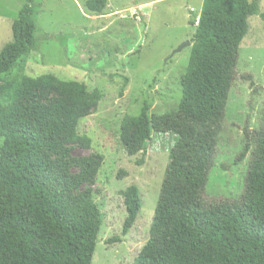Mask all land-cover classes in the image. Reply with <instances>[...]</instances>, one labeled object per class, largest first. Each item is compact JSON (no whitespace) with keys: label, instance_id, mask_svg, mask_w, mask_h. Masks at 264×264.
<instances>
[{"label":"trees","instance_id":"trees-1","mask_svg":"<svg viewBox=\"0 0 264 264\" xmlns=\"http://www.w3.org/2000/svg\"><path fill=\"white\" fill-rule=\"evenodd\" d=\"M33 1L24 0L11 25L12 41L0 51V264H92L102 219L90 192L79 189L95 176L97 162L73 159L71 152L75 145L89 148L77 125L102 96L52 74L2 79L38 50ZM105 6V0L86 3L98 15ZM257 14L259 0H203L177 109L149 116L144 103L137 116L122 120L120 142L129 155L145 153L152 134L177 135L150 237L132 264H264V124L244 131L238 161L253 150L240 198L203 199L239 46ZM123 198L125 236L141 200L134 185Z\"/></svg>","mask_w":264,"mask_h":264},{"label":"rangeland","instance_id":"rangeland-1","mask_svg":"<svg viewBox=\"0 0 264 264\" xmlns=\"http://www.w3.org/2000/svg\"><path fill=\"white\" fill-rule=\"evenodd\" d=\"M88 1L34 0L38 50L2 79L52 74L83 83L88 91L99 90L97 107L77 125V134L89 138L90 146L75 145L71 157H93L97 162L95 176L79 189L90 192L102 219L92 264H132L150 237L168 154L177 135L152 134L145 153L129 155L120 142V125L124 118L137 116L144 103L149 116L177 109L203 0H105L101 15L86 8ZM23 4L24 0H0V51L12 41L11 25ZM260 15L264 16V0H259V14L248 19V32L239 46L215 163L203 192L207 204L240 198L253 150L238 161L246 144L244 131H258L264 124ZM131 185L139 191L141 209L123 236V192ZM113 238L119 241L111 242Z\"/></svg>","mask_w":264,"mask_h":264},{"label":"water","instance_id":"water-1","mask_svg":"<svg viewBox=\"0 0 264 264\" xmlns=\"http://www.w3.org/2000/svg\"><path fill=\"white\" fill-rule=\"evenodd\" d=\"M189 45H190L189 42L188 43H185L184 45L180 46V48H178L176 51H174L173 54H175L176 52H179L184 46H189Z\"/></svg>","mask_w":264,"mask_h":264},{"label":"built area","instance_id":"built-area-1","mask_svg":"<svg viewBox=\"0 0 264 264\" xmlns=\"http://www.w3.org/2000/svg\"><path fill=\"white\" fill-rule=\"evenodd\" d=\"M199 20V19H198ZM198 20L196 21V26H197V24H198Z\"/></svg>","mask_w":264,"mask_h":264}]
</instances>
